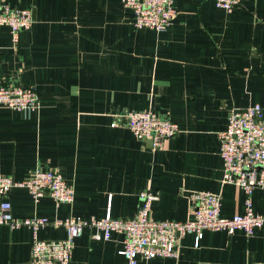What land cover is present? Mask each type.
<instances>
[{"label":"crops","instance_id":"obj_1","mask_svg":"<svg viewBox=\"0 0 264 264\" xmlns=\"http://www.w3.org/2000/svg\"><path fill=\"white\" fill-rule=\"evenodd\" d=\"M31 9L34 23L16 44L0 27V85L34 86L35 112L0 105V173L24 180L36 167L60 173L75 187L72 203L46 193L35 201L15 186L16 216L132 219L141 191L158 194L155 220L193 217L191 193L222 195V215L245 212L247 194L222 182L220 132L234 108L264 107V0H244L233 11L212 0H174L166 31L137 28L121 0H0ZM153 109L170 116L179 132L154 149L126 126L113 127L114 112ZM264 214V188L253 195ZM87 228L69 264H129L120 253L124 235L96 239ZM39 237H66L48 224ZM33 230L0 224V264H31ZM178 257L138 264H254L264 262V226L252 235L238 229L206 230L180 241Z\"/></svg>","mask_w":264,"mask_h":264},{"label":"built area","instance_id":"obj_2","mask_svg":"<svg viewBox=\"0 0 264 264\" xmlns=\"http://www.w3.org/2000/svg\"><path fill=\"white\" fill-rule=\"evenodd\" d=\"M131 11L137 28L166 31L174 21L177 10L174 0H121ZM215 4L233 11L244 0H212ZM34 23L31 9L0 4V27L8 26L14 42L20 41L21 32ZM0 105L25 112L40 109L41 102L34 86L20 84L0 85ZM112 126H126L141 140H152L154 149L164 148L166 141L179 132V125L170 116L148 110L114 112ZM220 155L223 160L222 182L240 186L247 194L243 213L222 215V195L211 191H193L191 201L193 217L189 220H155L152 206L158 194L146 189L140 192L138 214L132 219L114 218L108 212L103 218L69 216L50 221L47 217L16 216L10 200L15 186L29 190L35 201L49 193L57 203H72L75 187L60 173L36 167L24 180H15L0 173V224L12 228L28 226L33 230L31 264H69L72 260L76 239L89 228L96 239H109L113 232L124 235L123 254L129 264L142 259L178 257L181 239L193 234L198 246L206 230H226L232 234L244 230L252 235L256 228L264 226V214L254 211L252 195L264 188V107L256 102L245 108H234L225 130L220 132ZM62 225L66 237L47 240L39 237V230L48 225ZM254 264H264L254 263Z\"/></svg>","mask_w":264,"mask_h":264},{"label":"water","instance_id":"obj_3","mask_svg":"<svg viewBox=\"0 0 264 264\" xmlns=\"http://www.w3.org/2000/svg\"><path fill=\"white\" fill-rule=\"evenodd\" d=\"M148 142L152 145V140L151 139H148Z\"/></svg>","mask_w":264,"mask_h":264}]
</instances>
